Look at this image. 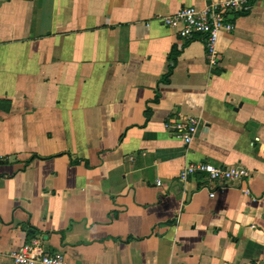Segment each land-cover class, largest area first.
<instances>
[{
    "label": "crops",
    "instance_id": "0c3cea01",
    "mask_svg": "<svg viewBox=\"0 0 264 264\" xmlns=\"http://www.w3.org/2000/svg\"><path fill=\"white\" fill-rule=\"evenodd\" d=\"M224 0H0V264H264V0L201 41L161 22ZM195 117L186 145L164 124ZM250 175L210 197L188 162Z\"/></svg>",
    "mask_w": 264,
    "mask_h": 264
},
{
    "label": "built area",
    "instance_id": "2783aa9c",
    "mask_svg": "<svg viewBox=\"0 0 264 264\" xmlns=\"http://www.w3.org/2000/svg\"><path fill=\"white\" fill-rule=\"evenodd\" d=\"M256 0H224L197 7L185 5L176 12L163 15L162 24L173 30L183 41L199 40L202 42L206 63L212 69L220 67L222 57L218 50L221 32L231 33L234 29V14L246 9ZM172 136L188 145L197 132L195 117L175 118L164 124ZM197 173H204L213 184L201 186L210 197L223 192L235 181H243L250 175L247 168L241 165H215L206 161L188 162L179 172V179L185 181ZM10 257L14 264H65L59 253L48 252L43 248L39 238H31L14 249Z\"/></svg>",
    "mask_w": 264,
    "mask_h": 264
}]
</instances>
